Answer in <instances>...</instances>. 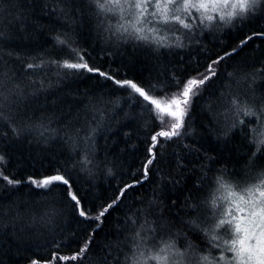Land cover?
Segmentation results:
<instances>
[{
    "label": "trees",
    "instance_id": "1",
    "mask_svg": "<svg viewBox=\"0 0 264 264\" xmlns=\"http://www.w3.org/2000/svg\"><path fill=\"white\" fill-rule=\"evenodd\" d=\"M94 13L88 0H0V31L5 33L0 78L6 95L16 85L22 90L5 101L0 155L4 173L25 181L13 187L0 180V264H45L54 252L71 256L89 236L85 258L66 264H126L132 236L145 220L157 229L151 244L171 237L181 250L191 243L200 254L211 251L218 257L220 250L211 248L209 238L188 221L199 216L215 223L204 201L221 172L244 183L264 171V150L252 155L253 130H263L264 121L241 114L245 122L240 124L231 103L237 99L264 109V37L254 36L238 47L264 31V10L232 26L199 27L184 47L159 50L110 36L98 27ZM64 34L92 67L118 80L155 85L162 107L169 101L160 97H171L175 79L183 82L205 73L213 60L237 51L215 65L216 75L194 98L184 135L159 138L145 178L151 136L161 128L155 107L148 104L153 112L144 111L146 102L130 87L98 73L69 72L51 64L71 55L57 43L56 37ZM29 63L42 66L28 69ZM85 156L91 161L86 167L80 163ZM57 169L68 175L93 217L125 185L141 183L128 188L100 221H85L71 206L65 186L47 193L27 183L29 176L40 179ZM193 202L200 205L198 213L188 206Z\"/></svg>",
    "mask_w": 264,
    "mask_h": 264
},
{
    "label": "snow or ice",
    "instance_id": "2",
    "mask_svg": "<svg viewBox=\"0 0 264 264\" xmlns=\"http://www.w3.org/2000/svg\"><path fill=\"white\" fill-rule=\"evenodd\" d=\"M88 4L90 7H95L94 14L98 18V27L103 32L119 40H134L138 44L155 46L156 50L184 47L183 40L190 39L199 27L232 26L235 22H243L255 15L258 10H264L262 7L264 0H88ZM4 35L5 33L0 31V38ZM254 36L264 37V31L248 36L240 42L238 47L242 48ZM56 40L59 45L67 46L71 55L62 61L53 60L51 64L57 68L67 69L69 72L86 70L98 73L106 79L113 80L120 87H130L134 93L143 98V102H146L142 104L144 111L153 112L148 104L155 107L154 114L161 128L151 136L153 143L147 149L149 158L143 164L145 178L155 161L154 149L160 142L159 138L172 140L184 135L194 98L199 95L202 86L216 75L215 65L224 60L225 56H230L237 51L233 49L231 53L213 60L205 73H198L183 82L174 78L176 90L172 92L171 97L167 95L160 97L161 100L169 101L167 107H162L157 100L155 85L144 86L128 79H115L109 73L92 67L85 60L83 50L74 46L67 34H64L63 38L58 35ZM73 57L76 59L73 60ZM41 66L34 63L27 64L28 69ZM8 79L10 80L11 77ZM4 88L5 80L0 78V119L5 118L3 108L9 96L14 91L17 95H22L19 85H16L15 89L9 88L8 95L5 94ZM231 103L232 108L235 109V118L240 124L245 122L240 118L241 114L244 117L255 116L257 121H264V109L257 111L247 104H240L237 99H233ZM231 126L235 127V122ZM14 131L19 130L14 128ZM253 132L252 142L256 146V151L252 155L256 156L258 152L264 150V130L257 128ZM80 163L86 167L91 161L88 156H85ZM4 164L5 157L0 155V180L13 187L25 183L23 180L6 175L2 167ZM27 183L47 193H51L61 185L65 186L67 199L79 216L85 221H100L109 209L120 201L128 188L141 181L125 185L120 190L121 195L94 217L83 204L79 194L74 191L70 178L63 170L57 169L55 174L43 176L40 179L29 176ZM204 203L210 206L212 221L215 223L208 220L201 221L197 216L189 220L188 224L193 230L199 229L209 238L211 248L220 250L218 257L213 256L211 251L200 254L191 243L181 250L171 237L167 240L162 238L159 242L151 244L150 241L155 240L157 229L145 220V223L141 224L140 229L132 236L131 254L126 256V264H264V171L252 174L244 183L227 179L225 173L221 172L216 177L215 187ZM188 206L194 212H199L200 205L193 202ZM135 223L137 221L133 220V224ZM205 224L210 226L205 227ZM91 239L92 236H89L79 251L71 256H61L54 252L52 259L45 264H54L55 261L65 262V264L69 260L82 261L89 250ZM32 264H40V262L33 260Z\"/></svg>",
    "mask_w": 264,
    "mask_h": 264
},
{
    "label": "rangeland",
    "instance_id": "3",
    "mask_svg": "<svg viewBox=\"0 0 264 264\" xmlns=\"http://www.w3.org/2000/svg\"><path fill=\"white\" fill-rule=\"evenodd\" d=\"M198 29V28H197ZM181 31H183V29H181ZM174 38V37H173ZM194 38V33L191 35V38L190 39H184L183 40V43H186L187 44V42H188V40H191V39H193ZM264 130V129H263ZM226 255H230V253H225Z\"/></svg>",
    "mask_w": 264,
    "mask_h": 264
}]
</instances>
